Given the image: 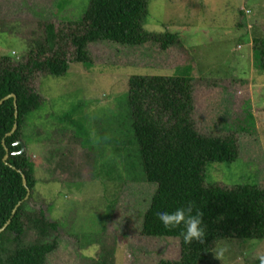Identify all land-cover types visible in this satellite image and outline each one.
Segmentation results:
<instances>
[{
    "label": "rangeland",
    "instance_id": "374dc122",
    "mask_svg": "<svg viewBox=\"0 0 264 264\" xmlns=\"http://www.w3.org/2000/svg\"><path fill=\"white\" fill-rule=\"evenodd\" d=\"M88 3L0 0V56L23 60L41 43L45 23L67 29ZM148 3L143 29L175 34L167 48L154 41H99L88 48L92 64L72 63L62 76L36 77L42 102L26 119L23 144L37 166V186L26 202L29 213L42 211L58 224L47 237L57 247L46 264H158L179 258L178 239L142 232L157 187L145 181L133 141L127 107L132 75L192 77L196 133L232 135L239 154L233 163H209L207 186L264 190V70L253 64L250 45L264 37V0ZM37 240L36 230L27 228L23 244ZM217 245L228 251L222 259L212 252L204 264H259L264 254V237Z\"/></svg>",
    "mask_w": 264,
    "mask_h": 264
},
{
    "label": "trees",
    "instance_id": "16d2710c",
    "mask_svg": "<svg viewBox=\"0 0 264 264\" xmlns=\"http://www.w3.org/2000/svg\"><path fill=\"white\" fill-rule=\"evenodd\" d=\"M148 5V0H89L83 16L68 22L67 29L45 23L41 43L29 48L23 60L0 56V228L9 221L0 232V264H46L47 255L57 247V241L47 237L58 224L48 221L42 211L29 213L25 201L28 191L31 196L36 189L37 166L27 151L21 153L19 143H23L26 119L41 106V96L34 88L37 75L62 76L72 63L92 64L88 48L99 41L130 46L154 41L167 48L176 41L175 34L152 35L143 29ZM251 50L253 64L264 70V37L254 38ZM191 82L188 75L142 74L128 81L133 141L145 181L157 187L142 232L179 241V258L161 259L158 264H204L220 241L264 237V190L206 184L209 163H233L239 154L232 135L196 133ZM10 95L16 96L17 118L15 100L7 98ZM15 125L16 131L10 134ZM189 203L204 213V244L184 243L183 225L166 229L157 218V212H172ZM29 227L36 230L38 240L23 244Z\"/></svg>",
    "mask_w": 264,
    "mask_h": 264
},
{
    "label": "clouds",
    "instance_id": "9594fccd",
    "mask_svg": "<svg viewBox=\"0 0 264 264\" xmlns=\"http://www.w3.org/2000/svg\"><path fill=\"white\" fill-rule=\"evenodd\" d=\"M157 218L166 229H174L183 225L184 230L181 232L184 243L192 244L194 241L200 244L205 243L206 231L204 227V213L202 210L195 208V205L189 203L186 207H179L172 212H157ZM98 250V245H94ZM228 249L224 246L217 245L213 253L217 259H222ZM259 264H264V254L257 257Z\"/></svg>",
    "mask_w": 264,
    "mask_h": 264
},
{
    "label": "water",
    "instance_id": "95a60500",
    "mask_svg": "<svg viewBox=\"0 0 264 264\" xmlns=\"http://www.w3.org/2000/svg\"><path fill=\"white\" fill-rule=\"evenodd\" d=\"M10 97H11V98H14V100H15L16 118H17V117H18V113H17L16 96H15V95H10V96H8L7 98H10ZM7 98H5V99H7ZM5 99H4V100H5ZM0 103H2V101H1ZM16 129H17V125H15L14 128H12V131H11L10 134L14 133V132L16 131ZM2 144H3V143H2ZM19 144L22 146L21 153L25 152L24 144H23L22 142L19 143ZM3 146H4V144H3ZM6 158H7V156L4 157L3 161H5ZM24 185L26 186L25 178H24ZM29 197H30V192L28 191V195H27V198H26L25 201L29 200ZM20 206H21V205H20ZM8 222H9V221H7V223H8ZM7 223H6L3 227L0 228V232H1V231L7 226Z\"/></svg>",
    "mask_w": 264,
    "mask_h": 264
},
{
    "label": "crops",
    "instance_id": "0c3cea01",
    "mask_svg": "<svg viewBox=\"0 0 264 264\" xmlns=\"http://www.w3.org/2000/svg\"><path fill=\"white\" fill-rule=\"evenodd\" d=\"M251 45V44H250Z\"/></svg>",
    "mask_w": 264,
    "mask_h": 264
}]
</instances>
